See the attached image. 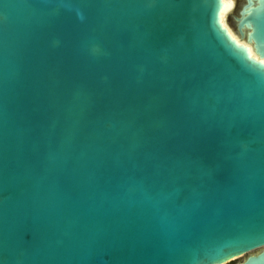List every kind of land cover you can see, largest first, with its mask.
Here are the masks:
<instances>
[{
  "label": "water",
  "instance_id": "water-1",
  "mask_svg": "<svg viewBox=\"0 0 264 264\" xmlns=\"http://www.w3.org/2000/svg\"><path fill=\"white\" fill-rule=\"evenodd\" d=\"M0 0V264H264V0Z\"/></svg>",
  "mask_w": 264,
  "mask_h": 264
},
{
  "label": "rangeland",
  "instance_id": "rangeland-1",
  "mask_svg": "<svg viewBox=\"0 0 264 264\" xmlns=\"http://www.w3.org/2000/svg\"><path fill=\"white\" fill-rule=\"evenodd\" d=\"M230 2H231V5L229 9L226 11L224 22H225V25H227V27L234 33V35L237 36V31L235 28V21L233 17L237 15V12L241 4L243 3V0H230ZM238 258L239 256L233 258V260H237Z\"/></svg>",
  "mask_w": 264,
  "mask_h": 264
},
{
  "label": "bare ground",
  "instance_id": "bare-ground-1",
  "mask_svg": "<svg viewBox=\"0 0 264 264\" xmlns=\"http://www.w3.org/2000/svg\"><path fill=\"white\" fill-rule=\"evenodd\" d=\"M222 6H221V10H220V20L222 21V24L228 29V31L230 32V34L240 43H244L246 44L245 42L241 41L238 39L237 36L234 35V33L227 27V25H225V22H224V17H225V14H226V11L229 9L230 5H231V2L230 0H222ZM247 46V49L249 51V53L251 55H253L255 58H258L254 52L252 51L251 49V46L249 44H246ZM263 62H264V59H261Z\"/></svg>",
  "mask_w": 264,
  "mask_h": 264
},
{
  "label": "flooded vegetation",
  "instance_id": "flooded-vegetation-1",
  "mask_svg": "<svg viewBox=\"0 0 264 264\" xmlns=\"http://www.w3.org/2000/svg\"><path fill=\"white\" fill-rule=\"evenodd\" d=\"M262 248H259V249H254V250H252V251H250V252H248V253H246V254H243V255H241V256H239V258L237 259V260H233V259H231V260H229L228 262H225V263H223V264H238V263H241L242 261H244L245 259H246V257L249 255V254H251V253H258L260 250H261Z\"/></svg>",
  "mask_w": 264,
  "mask_h": 264
}]
</instances>
